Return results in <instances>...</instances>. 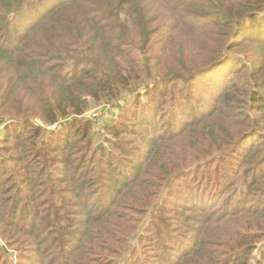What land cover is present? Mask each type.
<instances>
[{"label": "trees", "instance_id": "16d2710c", "mask_svg": "<svg viewBox=\"0 0 264 264\" xmlns=\"http://www.w3.org/2000/svg\"><path fill=\"white\" fill-rule=\"evenodd\" d=\"M195 22L216 36L211 60L153 72L156 32ZM231 64L247 73L206 89L209 74L213 107L174 129L187 112L172 92ZM146 81L164 131L121 121L124 108L98 143L85 112ZM2 124L0 264H264V0H0Z\"/></svg>", "mask_w": 264, "mask_h": 264}, {"label": "rangeland", "instance_id": "374dc122", "mask_svg": "<svg viewBox=\"0 0 264 264\" xmlns=\"http://www.w3.org/2000/svg\"><path fill=\"white\" fill-rule=\"evenodd\" d=\"M45 3L46 2H42L40 5H45ZM189 21H186V26H190ZM195 23L196 24H194V27L197 26V28L195 29L199 30L198 33L197 31H195V29H193L191 33H183V34L180 33V30H177L178 32L177 35L174 34V32H170V31L156 32V35L154 36L153 40L148 46L150 49L147 51V54L152 57L151 63L153 67V72L161 76H166V73L168 72L178 73V69H182L183 71L187 72L189 68L195 65L205 64L211 60L212 56L216 53L215 44H214L216 42V36H214V34L211 32L205 33V31L203 30L205 28H198L200 25L204 23H197V22ZM172 35H176V38H174L171 41V43L168 44L170 59L169 62L167 63L168 65L167 67V65L163 66V64L160 63L162 60L161 54L159 58H157L156 55L159 53L160 47L162 45H165L166 41ZM177 37L181 41L177 40ZM255 49L256 48L254 46L253 47L248 46L247 48V50L251 51L252 53ZM182 52L188 53V56L192 55L194 65H183L181 63L179 59ZM247 60L251 61V65L257 62L258 63L261 62L255 58L253 59L247 58ZM242 61H244V58L242 59ZM241 66H242V68L240 67L241 74L247 73V68L243 67V65ZM236 67L238 66L237 65L233 66L232 64L228 66L223 65L221 67L213 69L212 71H209L207 74L197 77L193 82L194 84H192L190 87H184L182 93H178L177 90H174L172 93L176 96V99H174L172 103L175 110L178 109L176 105H182V106L184 105L186 106V112H187V113L185 112L182 113L178 117V119L175 122L176 125L174 129L176 130L181 129L184 126V124H186L189 121H192L193 119H196L197 117H201V115L205 114V112L209 111L213 107L215 101L212 100L210 98V95L205 92L202 86L203 79L210 74V76H208L210 80L206 79L207 82H205L206 84H204L205 85L204 87L206 89H208V84L209 85H212V83L219 84V81L223 80L224 78L227 79L226 81L228 84L233 79H236V81H238L240 77V72L238 74L234 73ZM152 86H153L152 81H146L145 83H142L138 91H136L134 95H131L129 99L125 101L123 100L124 98L121 99L120 100L121 103L119 104V106L117 105L106 106V104L104 103H92L90 109H88L85 112L83 118H86L93 123L92 128L97 133L94 137L95 139L98 140V143H100L99 141L103 139H105L106 141V138L111 139L113 137L114 134L112 135L108 133L105 130V128L102 127V125H104L106 122L109 121L111 122L112 119L119 118L121 110L124 108L127 110V114H125L123 117L120 118L121 121L124 122L130 121L132 125H136L138 127L140 126L145 127L149 125L156 130L164 131V126L161 121V117L164 116V113L162 114V112H160V109L158 108V100L160 99V94L159 91H156L155 97L150 96L148 91L149 89L152 88ZM137 94L139 95V99L136 100L137 103L131 105L130 103L133 100V97ZM203 100L205 102H208L204 104V107L203 104L200 105L203 102ZM237 105H238V109L244 108L243 104L240 101L237 102ZM128 106H129V110H128ZM153 108L156 109L157 111L156 113L154 112V110L151 111V109ZM151 120L155 121L156 124L158 123V125L153 126ZM37 122L40 123L39 125L45 130H50L58 126V123L47 124L39 119L37 120ZM229 125L233 127V131L235 132V126L231 123H229ZM0 126H2L1 128L4 127L3 124ZM207 131L208 129L206 128V126H199L191 130L189 133L192 138H197V137H202V135ZM259 131H264V126H261L259 128ZM126 137L130 138V136L128 135H126ZM255 142H256V138H252L246 142L244 147L249 146V144ZM128 167L133 169L132 165H129ZM10 250H11L12 260L17 261L18 259L17 250L15 251L13 248H10ZM23 263H28V262L22 261L21 264Z\"/></svg>", "mask_w": 264, "mask_h": 264}]
</instances>
